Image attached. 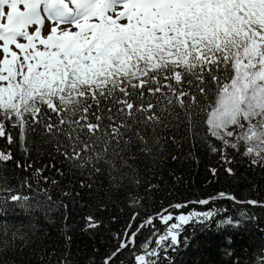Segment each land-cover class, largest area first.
<instances>
[{"label":"snow or ice","instance_id":"6c2138e0","mask_svg":"<svg viewBox=\"0 0 264 264\" xmlns=\"http://www.w3.org/2000/svg\"><path fill=\"white\" fill-rule=\"evenodd\" d=\"M182 130V139L199 137L223 164L233 162V152L264 168V0H0V170L9 162L32 168L15 159L14 148L27 155L39 138L68 163L70 183L79 176L80 187L90 189L86 179L106 175L131 206L140 207L137 163L165 143L178 144ZM34 171L39 176L44 169ZM225 171L233 174L231 167ZM5 184L0 171L4 203L40 207ZM21 187L31 190L32 183L26 178ZM41 194L51 211L57 202L37 188L35 195ZM217 199L264 207L221 191L162 206L139 224L134 212L102 264H116L126 250L129 264H161L180 245L185 226L220 212L184 210ZM239 224L228 217L219 226ZM98 226L94 216L86 217L87 228ZM22 227L0 225V264H16L9 254L31 243ZM145 230L149 235L137 243ZM31 255L37 264H69L56 250L40 255L33 249ZM224 255L233 253L226 248ZM248 264H264V245Z\"/></svg>","mask_w":264,"mask_h":264},{"label":"trees","instance_id":"16d2710c","mask_svg":"<svg viewBox=\"0 0 264 264\" xmlns=\"http://www.w3.org/2000/svg\"><path fill=\"white\" fill-rule=\"evenodd\" d=\"M176 135L178 144L165 143L154 157L137 163L135 179L140 181V207L131 206L124 191L112 188L106 175H93L86 179L87 183L92 184L90 189L80 187L79 176L70 183V166L55 152L53 144L37 138L34 143H30L27 155L14 148L15 159L32 164V168L25 171L9 162L6 169L0 170L7 177L4 187L10 186L28 195L33 205L39 200L40 207L28 209L12 202L4 203L0 195V225L17 228L23 225L21 230L29 232L32 237L23 252L9 254L8 259L16 260V264H37V256L31 255L33 249L40 255L56 250V255H67L69 264H102L104 257L117 244L116 235L125 230L134 212L140 214L135 221V224H139L162 206L208 198L221 191L234 195L240 201L254 199L264 202V168L250 166L246 158L233 152H229L233 162L223 164L220 154L209 151L199 137L182 139L183 130ZM53 164L54 168L46 167ZM226 167L233 169L232 175L225 171ZM36 168L44 171L38 176L34 171ZM213 168L217 170L215 176L211 172ZM56 169L66 175H60ZM41 176L55 179L58 183L52 185L44 182ZM26 178L32 183L31 190L21 187V182ZM37 188L47 189L48 195L57 202L51 211H45L49 202L42 198L43 194L41 197L35 195ZM69 190L73 195L63 196L62 193ZM59 203L67 207H59ZM193 209H218L220 212L212 221L185 226L180 245L175 250H169L161 264H231L236 259L239 264H248L251 254L264 245V207L217 199L209 205H190L184 211ZM241 213L256 219L248 220ZM89 215L95 217L98 227H86V217ZM228 217L239 220L240 224L219 226L220 221ZM31 226H34V231ZM157 227L161 228L162 225L157 224ZM148 235V230H145L138 237L137 243L143 242ZM226 248L232 251V257L224 255ZM129 260L130 253L126 250L116 264L121 261L129 264Z\"/></svg>","mask_w":264,"mask_h":264}]
</instances>
